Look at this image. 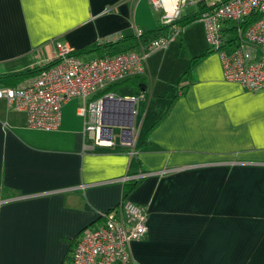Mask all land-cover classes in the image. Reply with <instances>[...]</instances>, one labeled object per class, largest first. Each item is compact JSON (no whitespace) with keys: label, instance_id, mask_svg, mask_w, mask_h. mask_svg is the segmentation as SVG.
I'll return each instance as SVG.
<instances>
[{"label":"crops","instance_id":"crops-1","mask_svg":"<svg viewBox=\"0 0 264 264\" xmlns=\"http://www.w3.org/2000/svg\"><path fill=\"white\" fill-rule=\"evenodd\" d=\"M163 3L171 16L175 0ZM157 15L148 0H0V75L42 65L54 40L80 59L98 57L104 48L94 45L152 29ZM204 53L186 55L157 84L147 60L142 74L121 80L142 100H165L144 126L138 101L134 115L127 103L112 120L132 124L134 154L120 145L121 130L113 146L94 145L68 106L81 98L61 106L54 130L28 126L25 112L0 100V264H74L81 231L99 227L121 198L147 208L129 264H264V91L226 81L218 56ZM116 84L105 92L116 94ZM141 173L130 190V180H116Z\"/></svg>","mask_w":264,"mask_h":264},{"label":"built area","instance_id":"built-area-1","mask_svg":"<svg viewBox=\"0 0 264 264\" xmlns=\"http://www.w3.org/2000/svg\"><path fill=\"white\" fill-rule=\"evenodd\" d=\"M163 23H170L172 34L151 39L141 50L98 56L86 61L74 49L57 40L54 53L43 68L15 87L0 86V100L8 107L26 113L28 126L54 130L60 124L61 106L71 98L83 99L78 114L84 118V131L94 145L111 147L115 116L126 110L132 115L136 96H118L105 92L109 86L144 72L147 56L167 47L181 26L173 21L184 6H197L203 22L208 49L220 61L223 78L237 82L249 91H264V0H175L173 13H164L163 0H148ZM142 30H137L140 36ZM117 36L112 39H117ZM45 62V63H46ZM113 124V125H112ZM120 145L135 153V130L122 129ZM167 172V171H165ZM169 172V171H168ZM164 173V172H162ZM146 174H135L117 181L138 180ZM147 208L126 198L104 214L97 228H84L72 250L74 264H129L130 244L147 233Z\"/></svg>","mask_w":264,"mask_h":264},{"label":"rangeland","instance_id":"rangeland-1","mask_svg":"<svg viewBox=\"0 0 264 264\" xmlns=\"http://www.w3.org/2000/svg\"><path fill=\"white\" fill-rule=\"evenodd\" d=\"M196 11H197V6L195 5L184 6L179 9V12L183 14L195 13ZM207 48H208V44L205 37L204 25L203 22L197 17V19L191 21L190 23L185 24L183 27H181L178 33H175L173 35L167 47L162 49V52L164 53L163 55H161L160 52L155 51L153 52V58L151 57L150 60L149 58H147L151 73L147 72L146 74L149 78L151 76V81L153 80V83L156 82V84L159 83L160 79H164L166 77H169V79H171L173 77L172 76L173 74L171 75L170 72L176 71L173 70L174 67L175 69H178L179 67L183 69V67L186 65L184 62L180 60H183L184 57H186V55L189 54L194 55V53L196 54L197 52L206 50ZM179 52L181 56L178 57ZM91 57H94V55L93 54L85 55L82 56L81 59L83 61H86V59L89 60ZM149 78L147 79L148 82H149ZM122 83L123 81L117 82L116 85L118 86V89L115 91V93L117 95L119 94L120 96L131 93L136 95V97L139 99L136 105V108L138 110V114L136 115L137 122L140 121L145 110L146 111L144 116L145 122L143 123V126L144 124L146 125L149 117L153 112V109H155L157 106L158 109L162 107L165 100H156L158 96H153V97L151 96V100H142L140 98L141 92L139 89H136L135 84L121 85ZM175 83L176 82H174V84ZM158 88H160V85L158 86ZM157 91H161V90H157ZM157 91L153 90L152 92L153 95ZM82 104H83L82 100L77 99V100H71L68 106L71 109L75 110L77 107L82 106ZM119 132H120V128L114 126L113 127L114 135H118Z\"/></svg>","mask_w":264,"mask_h":264},{"label":"trees","instance_id":"trees-1","mask_svg":"<svg viewBox=\"0 0 264 264\" xmlns=\"http://www.w3.org/2000/svg\"><path fill=\"white\" fill-rule=\"evenodd\" d=\"M198 13L199 11L197 10L195 13H189L184 15L180 14L177 18L174 19L173 23L183 27L185 24L190 23L191 21L197 19ZM156 17H157L156 27L146 31H142V34L138 37L135 35L133 37L130 36L126 38L121 36L118 37L117 39L104 41L98 44L99 46L98 45H94V46L104 48V52L100 56L114 55V54L130 51L133 48H135L139 43L145 45L151 39L156 38L158 36L172 34L173 30L171 24L163 23L160 19V15H157ZM126 43L128 44L126 45ZM112 49L113 51H110ZM208 53H212V52L207 48L206 53L204 54H208ZM75 54L77 55L78 52H76ZM202 56L203 54L192 58V60L190 61V66L185 71L184 75H188L189 73H191L193 67L197 64V62L200 60ZM53 63L54 61H48L40 66H36L23 71L1 74L0 83H2L4 86H15L18 82L36 75L38 72H40V70L49 67ZM137 181L138 180H130L126 184L127 190L132 189L136 185Z\"/></svg>","mask_w":264,"mask_h":264},{"label":"water","instance_id":"water-1","mask_svg":"<svg viewBox=\"0 0 264 264\" xmlns=\"http://www.w3.org/2000/svg\"><path fill=\"white\" fill-rule=\"evenodd\" d=\"M112 125H113V124H112ZM114 126H115V125H114ZM131 126H132V124H131V123H128V124L120 125V128L122 127V129L129 130Z\"/></svg>","mask_w":264,"mask_h":264}]
</instances>
